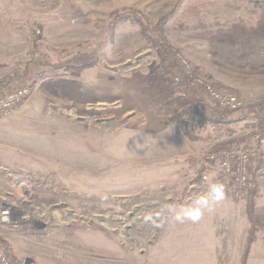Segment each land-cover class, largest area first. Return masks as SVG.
<instances>
[{
    "label": "rangeland",
    "instance_id": "374dc122",
    "mask_svg": "<svg viewBox=\"0 0 264 264\" xmlns=\"http://www.w3.org/2000/svg\"><path fill=\"white\" fill-rule=\"evenodd\" d=\"M202 1L0 0V68L29 62L16 86L33 88L0 119V208L10 207L0 239L15 259L240 264L244 201L224 190L196 222L176 221L167 210L214 184L201 180L205 169L210 178L214 172L199 162L220 143L213 140L249 144L251 126H242L240 110L220 127L186 122L184 86L163 72L158 36L142 24L163 19L169 63L179 53L194 76L251 105L245 113L253 116L264 100V20L250 17L258 4ZM240 18L251 27L246 38L236 34ZM80 52L92 53L96 65L71 69ZM192 95L210 103L199 87ZM251 164L263 203L264 145Z\"/></svg>",
    "mask_w": 264,
    "mask_h": 264
},
{
    "label": "built area",
    "instance_id": "2783aa9c",
    "mask_svg": "<svg viewBox=\"0 0 264 264\" xmlns=\"http://www.w3.org/2000/svg\"><path fill=\"white\" fill-rule=\"evenodd\" d=\"M182 68V76L192 78L190 85L184 87L180 95L188 97L191 95L192 88H201L205 93V99L210 103H215L222 110L237 111L246 110V103L236 94L227 89L216 88L209 80L201 75L194 76L191 73L190 66L185 62L184 58L177 52L173 53ZM182 76H176V80L180 81ZM191 87V88H189ZM33 88L30 85H20L14 88H7L0 92V119L9 117L15 113L24 102L30 97ZM241 115L243 119L242 126L249 123L251 126L250 143L246 145H237L227 143L228 138L224 135L217 137L215 142H220L214 149L205 151L199 162L201 166H206L214 172L210 178L205 169L201 174L203 182L213 181L214 184L223 186L231 193V196L238 202H242L247 194L250 182L251 162L255 158L259 149L264 145V114L261 121L248 113ZM209 111L201 116L199 113L187 114L185 121L193 125H210L211 127H220V123L211 122L208 119ZM214 143V142H212ZM215 144V143H214ZM213 145V144H212ZM205 167V168H206ZM0 217L2 221H8L10 217V207L0 208ZM0 264H18L6 256L0 249Z\"/></svg>",
    "mask_w": 264,
    "mask_h": 264
},
{
    "label": "trees",
    "instance_id": "16d2710c",
    "mask_svg": "<svg viewBox=\"0 0 264 264\" xmlns=\"http://www.w3.org/2000/svg\"><path fill=\"white\" fill-rule=\"evenodd\" d=\"M254 1L256 4H258L259 8L258 10L255 9L250 13L251 19L253 20L257 18L259 20H264V0H254ZM195 2L198 5L202 4L201 6H203V4L205 3V1H202V0H195ZM166 17H169V14L168 16H165V18ZM163 21H164L163 19H159L158 22H155L153 27H149V28L147 27V25L142 24L143 25L142 29L145 33L147 31H154L155 34L158 36V38L155 40V43H156V49L158 51V55L160 58V66L162 67L163 72L168 73L169 75L171 74L173 76L176 74L177 76H182V68L179 65L178 60L175 58L174 54L171 55L174 58V62L169 63L170 51L168 52V47H169L168 42L165 40L162 30L160 29ZM239 22L242 25L243 29L239 30V32H237L236 34L239 37H243V38L248 37L250 33L246 30H251V27L247 26V23L242 18L239 19ZM180 24L181 23H179V25ZM155 28H159L160 31L156 32ZM95 65H96V59L92 53L80 52L76 54L74 58H72L70 67L73 70L80 71L84 68L93 67ZM30 67H31V64L29 62L28 63L26 62L23 66L12 68L7 73L0 74V92L9 87H15L19 79L26 78L30 72ZM191 82H192V78H189V76H182L180 82L178 83V89H180L183 86L186 87L190 85ZM187 99H188V105L184 108L183 114L187 112H190V113L196 112L203 116V114L204 115L206 114V111H209L208 119L211 122L220 123L221 125H224L232 121L233 119L231 117V113L233 111L222 110L215 103H211V104L206 103L202 97L198 98L197 96L192 95L190 97H187ZM258 107H259L258 110H256L255 112H251V113L260 122L262 115L264 114V100H261L260 102H258ZM251 108H252L251 105H246L245 107L246 110L247 109L249 110ZM243 111L244 110H241L240 112H243ZM183 114L180 113L178 117ZM255 171L250 176V182H249V186H248L247 194H246L247 196L243 200L245 202V212H246V218L249 222V228L247 230V234L244 239L243 250L241 252V256L239 259L240 264H246L247 262V258L249 255V249L254 239L256 229H257L255 198L259 194V188L256 182V172ZM0 248L3 250V252L6 254L8 258L17 262L18 264H23V262L13 257V254L10 252V248L8 247V244L2 241L1 239H0Z\"/></svg>",
    "mask_w": 264,
    "mask_h": 264
},
{
    "label": "clouds",
    "instance_id": "9594fccd",
    "mask_svg": "<svg viewBox=\"0 0 264 264\" xmlns=\"http://www.w3.org/2000/svg\"><path fill=\"white\" fill-rule=\"evenodd\" d=\"M224 197L223 186L212 184L204 195L194 199L191 204L180 206L179 208L170 206L167 210L173 214V218L176 221L183 222L184 220H190L196 222L201 218L205 209H211L214 205L221 202Z\"/></svg>",
    "mask_w": 264,
    "mask_h": 264
},
{
    "label": "crops",
    "instance_id": "0c3cea01",
    "mask_svg": "<svg viewBox=\"0 0 264 264\" xmlns=\"http://www.w3.org/2000/svg\"><path fill=\"white\" fill-rule=\"evenodd\" d=\"M11 69L12 68L9 66V64L6 63L5 65H2V67L0 68V74H5ZM225 192H227V190ZM255 209H256L257 229H256L254 239L249 249V255H248V260L246 264H264V202L260 203L258 196L255 198ZM228 210L230 209L228 208ZM243 225H244L245 230H248L249 222L246 216L244 217ZM243 245H244V241H243ZM243 245H242V248H243ZM242 248H241V251H242Z\"/></svg>",
    "mask_w": 264,
    "mask_h": 264
},
{
    "label": "water",
    "instance_id": "95a60500",
    "mask_svg": "<svg viewBox=\"0 0 264 264\" xmlns=\"http://www.w3.org/2000/svg\"><path fill=\"white\" fill-rule=\"evenodd\" d=\"M30 261H31L30 257H26L23 264H30Z\"/></svg>",
    "mask_w": 264,
    "mask_h": 264
}]
</instances>
